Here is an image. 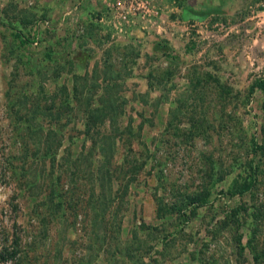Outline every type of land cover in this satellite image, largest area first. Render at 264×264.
<instances>
[{"label":"rangeland","instance_id":"obj_1","mask_svg":"<svg viewBox=\"0 0 264 264\" xmlns=\"http://www.w3.org/2000/svg\"><path fill=\"white\" fill-rule=\"evenodd\" d=\"M259 82L264 0H0V254L19 253L2 264H256ZM115 134L101 218L97 145Z\"/></svg>","mask_w":264,"mask_h":264},{"label":"trees","instance_id":"obj_2","mask_svg":"<svg viewBox=\"0 0 264 264\" xmlns=\"http://www.w3.org/2000/svg\"><path fill=\"white\" fill-rule=\"evenodd\" d=\"M13 34L16 37V39L19 41L20 45L26 44L25 38H28V37L25 34H23L22 32H18V33L13 32ZM257 85L259 87H264V83H262V82H259ZM110 106H112V105H110ZM96 108L99 109L100 105H97ZM110 119H112V121H115V120H113V118H110ZM33 132H36V131H33ZM34 134H36V133H34ZM116 134H117V132H116ZM116 134H115V136L107 135L106 138L104 139V141H102V143L97 145V149H98L103 161L100 162L99 165L97 163V166H96V170H97L96 171V174H97L96 175L97 176L96 184L98 185L99 193H96L95 201H92V204H93L92 207L94 209L96 217L102 218L101 215H104V214L110 212L111 211V210H109L110 209V203L111 204L114 203L112 200L113 199L112 191L110 192L109 190H112L111 187L115 181L114 178L117 179L114 172L110 168V165L112 164V162L115 158V154H116V152H115V146L117 144L116 143ZM55 135L56 134H54L53 132H50V133H47L46 138H48V141L50 140L52 143H54V142H56V139L58 138V137L54 138ZM48 141H47V139H45L46 143H48ZM253 144H254V151H255V153H257L259 145H258L256 140H254ZM46 148H47V146H46ZM51 148H52V145L50 144L48 146V149H51ZM254 186H255L254 182H252V181L249 182L248 180H245L244 182H242V184L239 183L238 186L234 187L232 189V191H233L234 195L244 196L245 193L251 192L254 189ZM58 198H59L58 201H55V197L53 195V197L48 198V201L52 202L53 206L57 207L59 209L58 212L60 213L61 211H63V207H64L65 203L63 200H61L62 196H60ZM187 201L189 202L190 206L194 207V209H197L200 207L201 208L205 207L209 203V200L206 197L203 198L202 196L189 197V198H187ZM243 210H244L243 206L235 208L232 211V213H233L232 215L235 218L237 217L238 221H240L241 214H242ZM193 211H195V210H193ZM243 238H244V235L240 234L238 240H239V245L241 246V248H243L242 247ZM254 250H255V248L253 249V251ZM17 255H19V253H16V252L9 253L5 249L0 254V264L6 263L9 260H13L14 256L17 257ZM256 255H259V253ZM256 255L254 258V260L256 261V264H261L262 260L264 259V255L263 256L260 255L261 257L256 256Z\"/></svg>","mask_w":264,"mask_h":264}]
</instances>
